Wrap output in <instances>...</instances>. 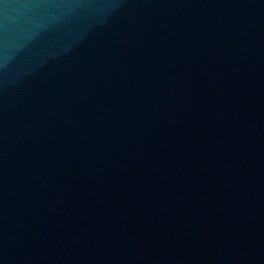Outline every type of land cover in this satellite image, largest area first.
Here are the masks:
<instances>
[{
	"label": "water",
	"instance_id": "water-1",
	"mask_svg": "<svg viewBox=\"0 0 264 264\" xmlns=\"http://www.w3.org/2000/svg\"><path fill=\"white\" fill-rule=\"evenodd\" d=\"M0 264H264V0H0Z\"/></svg>",
	"mask_w": 264,
	"mask_h": 264
}]
</instances>
